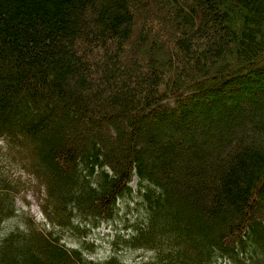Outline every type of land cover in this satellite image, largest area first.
I'll return each instance as SVG.
<instances>
[{"label": "trees", "instance_id": "trees-1", "mask_svg": "<svg viewBox=\"0 0 264 264\" xmlns=\"http://www.w3.org/2000/svg\"><path fill=\"white\" fill-rule=\"evenodd\" d=\"M0 264H264V0H0Z\"/></svg>", "mask_w": 264, "mask_h": 264}, {"label": "rangeland", "instance_id": "rangeland-1", "mask_svg": "<svg viewBox=\"0 0 264 264\" xmlns=\"http://www.w3.org/2000/svg\"><path fill=\"white\" fill-rule=\"evenodd\" d=\"M232 82H233V84L234 83L235 84L238 83L239 87H241V86L245 87L246 86V83L244 81H242V80H238V81L235 80V81H232ZM239 87L235 90V92H236L235 94L236 95L233 98L238 97V95L243 92L242 90L244 88H241V90H240ZM251 92L253 93V95L251 97H254V95H257V93H255L254 91L251 90ZM252 93H248L247 94V92H246V93H244V95H246V94L250 95ZM210 96L214 97V98H218V97H215V94L210 95ZM205 98L209 99V96H207ZM240 108H242V105L240 106ZM224 113H226V112L224 111ZM17 161H16V163H17ZM19 166H20V164L18 163L15 166L11 167L10 169L8 168L7 174H6V179H7L8 183L11 184V187L14 188V189H16V188L17 189L26 188L29 185V183H30L29 176L27 174L25 176L22 172L21 173L19 172V170H18ZM6 167H8L7 164H6ZM19 202L21 203L20 209H27L28 212L30 214H32V216L35 219L41 220V214H40V212L37 209L36 199H35V196L33 195L32 192L27 191L25 193L24 200H19ZM16 220H17V218H12L6 224H8V223L13 224V222L16 221ZM36 225H37V227L39 229H42L41 226H39L37 223H36ZM45 227L48 228V224H46ZM94 232L96 233L95 237L99 238V239H96V243H97L98 249H97L96 253L94 254V257L105 256L106 254H108V247L106 245L105 239H102V238L103 237L106 238V235L109 234V229L106 227L105 224H102L98 228V230H95Z\"/></svg>", "mask_w": 264, "mask_h": 264}]
</instances>
